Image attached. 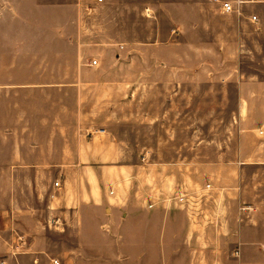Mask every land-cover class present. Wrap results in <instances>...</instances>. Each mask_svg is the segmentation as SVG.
Here are the masks:
<instances>
[{"label":"rangeland","instance_id":"rangeland-1","mask_svg":"<svg viewBox=\"0 0 264 264\" xmlns=\"http://www.w3.org/2000/svg\"><path fill=\"white\" fill-rule=\"evenodd\" d=\"M87 1L82 0L85 4ZM124 1L133 2L135 7L130 9L131 19L128 24L116 26V0H103L98 7L86 8L82 23L81 0H0V21L5 23L0 27V86L6 87L0 90V129L5 128L9 135L16 131L19 135H26L0 138V161H16L14 152L19 148L25 159L27 157L26 162L41 166L33 171L22 170L21 174L6 171L2 201L6 205L5 221L11 227L13 220L21 226V235H25L27 246L15 248L14 236L18 237L12 234L13 241L6 248H0V264H53V260L60 264H78L76 261H61L73 248L72 241L66 239L69 233L56 232L47 226L51 194L58 199H76L88 192L81 179H78L83 175L81 169L70 166L68 177L63 180L59 170L49 167L66 157L70 164L77 162L76 151L81 140L78 133L76 85L81 81V75L77 73L75 53L64 48L65 41L69 35H78L82 31L89 46L121 44L123 50L126 49L134 56L131 64L133 71L126 72V68L120 66L125 65L123 58L117 65L116 73L103 78L87 74L84 81L107 82L110 85L133 81L140 85L150 76H158H149L143 72L148 64L152 65L148 60L159 53L156 34L167 39L166 35L174 30V10H167L168 15L164 13L166 11L156 13L157 19L151 21L145 20L143 15V4L169 0H121ZM70 3L79 7L78 13L68 7ZM183 13H180L181 25L178 26L181 27L185 41L177 39L174 42L168 39L163 44L178 43L181 47H167L160 49V52L167 50L164 56L169 60L180 56L181 61L178 63L182 67L206 65L215 74L211 80H206L205 75L201 74L194 80L198 82L197 88L181 91V105L165 107L166 112L171 115L177 113L180 117H170L169 121L160 124L143 123L139 118L143 107L140 103L134 104V114L138 120L131 121V128L126 129L127 121L124 117L129 111L121 100L126 97L124 90L114 88L107 91L104 86L101 89L105 90L95 91L96 96L93 89L82 91L83 112L93 107V103H99L93 110L101 115L99 123L108 129L123 124L125 130L119 139L127 145L121 159L128 174L122 170L117 174L115 170L114 173L111 170L98 171V189L105 193L111 192V179L119 177L140 181L143 173L147 174L148 168L155 171L157 168H171L174 164L191 165L194 178H212L220 187L235 191L240 196L241 202L232 204L233 210H237L238 204L251 207L252 210L243 219L242 236L246 242L254 245L243 253L242 262L264 264V253L258 250L259 244L264 243V165H240L238 143L241 132H250L264 120V102L254 104V95L261 93L259 89L245 88L240 91L237 88L239 81L264 79V3L248 6L244 18L216 16L215 25L209 33H205L203 27L204 31L195 34L191 41L190 30L186 25L188 17ZM251 14L257 16L255 24L247 22L246 18ZM94 38L99 41L91 42ZM207 38L212 41L214 49L200 50ZM114 39L115 42L111 41ZM195 44H198V50H194ZM153 80L157 81L156 78ZM139 85L135 87L134 93L137 98H142L144 93L146 97L152 94L150 97L164 101L170 94L168 90L155 87L145 91ZM241 97L248 101L247 107H240ZM150 108L153 113L159 114L164 107L154 105ZM240 108L242 113L247 108L248 113L242 121L239 118ZM116 112L119 118H110ZM62 124L67 131L65 136L50 138V132ZM52 141L56 146L63 143L69 147V154L51 153L47 143ZM147 145L151 146L153 152L146 154L147 164H144L142 158L147 151L143 152V147ZM252 145L251 138H247L245 150ZM36 146L41 149L37 153L32 152ZM101 156L107 158L109 155ZM58 180L60 188L55 190L53 185ZM57 205L55 203L54 207ZM254 211L256 215H252ZM11 233L10 230L8 241ZM231 252L232 248H228L224 250L226 255L223 256L227 259ZM220 262L233 264L230 259ZM84 264L107 263L84 261ZM148 264H153V261Z\"/></svg>","mask_w":264,"mask_h":264},{"label":"crops","instance_id":"crops-1","mask_svg":"<svg viewBox=\"0 0 264 264\" xmlns=\"http://www.w3.org/2000/svg\"><path fill=\"white\" fill-rule=\"evenodd\" d=\"M221 1L228 2L235 8L238 7L239 13H223ZM237 2H240V4L237 5ZM101 3H97L96 0H88L86 5L81 0V23L84 10L98 7ZM116 3L115 25H127L131 19L130 9L135 5L133 2H121V0H116ZM262 3H264V0H202L201 2L196 0H169L143 4V15L147 21L157 19L156 13L162 11H166L164 13L167 14V10H174L175 13L173 17L174 24L171 22L174 30H171L170 35H166L167 39H164L159 33L156 34L155 42H157L156 48L159 53L148 60L151 61L152 65L148 64L147 67L143 68V72L148 73L149 76L152 74L158 76H148L149 78L142 81L140 85L133 81L111 85L107 82L84 81L87 74H96L99 78H103L116 73L117 65L122 62L123 58L125 65L120 66L125 67L126 72L133 71L131 64L134 56L126 49L123 50L121 44H94L89 46L90 44H87L82 31L78 35H69L64 48L74 51L75 64L78 63L77 73L81 75V81L76 84L80 147L76 151L77 162L74 161L70 164L66 157L65 160L62 158L61 161L51 164L49 167L59 170V176L63 180L67 179V171L70 166L81 169L83 175L78 179H81V183L87 187L88 192L76 199H58L54 194L50 196V206L48 207L50 218L47 226L56 232L63 233L66 231L69 233V238L66 239L72 241L73 244L72 250L61 261H76L78 264L80 261L81 264H84V261H100L101 263L104 261L107 264H148L149 261H153V264H217L218 261L221 264L220 261H229L230 259L233 264H243V253L247 249H251L254 243L246 242L242 236L244 230L242 223L246 213H241L239 208L244 205L238 204L237 210L232 208V204L236 201L241 202L240 196L236 195L235 191H228L226 188L220 187L217 185V181L212 178H194L192 174L194 168H190L191 165L174 164L171 168H157L155 171L148 168L147 174L143 173L140 181L137 179L127 180L128 177L122 179L118 176L119 178L111 179V192L105 193L100 188L98 189V179L96 177L98 171L111 170L114 173L113 170H115L117 174L118 171L122 170L125 171V174H128L127 167L121 159L127 145L119 139L121 132L125 130H123V124L112 129L102 126L99 123L101 115L93 111L99 103H93V107L85 109L83 112L81 102H83V90L93 89L96 96L95 91L105 90L101 88L106 86L107 91L114 88L125 91L126 97L121 100L124 101L123 103L129 111L124 117V120L127 121V124H125L126 129L131 128V121L138 120L134 114V104L139 103L143 108L142 113L139 114L140 117L137 116L143 123L160 124L169 121L170 117L177 119L180 115L177 113L171 115L166 112L165 107L181 105V91L186 88H197L198 82L194 80L199 78L201 74L205 75L203 76L207 78L206 80H211L215 74L206 65L195 66L194 68L182 67L178 63V61H181L180 56L174 57V60H169L164 56L167 50L160 52V49L167 47H181V44L178 43L163 44L168 39H173L174 42L177 39L185 41V38H182L183 35H181L183 34L181 27L178 26V24L181 25L179 23L181 22L180 13L189 12V15L183 14L188 17L186 25L190 30L191 41L195 34H200L204 31V28L205 33H209L215 25L216 16H225L224 18L227 19L244 18L248 6ZM68 7L70 9L74 8L76 13L80 10L73 3L68 4ZM118 11H120V14ZM252 17L256 18L255 21L251 19ZM246 19L249 24H255L258 21L257 16L254 14ZM4 25L5 23L0 21V27ZM127 39L128 36H126L125 41ZM98 41L94 38L91 42ZM111 41L115 42L116 39ZM226 42L229 45V42ZM193 48L198 50V44H195ZM213 49L214 45L209 38L204 40V44L200 46V50ZM93 62L96 64L93 65ZM155 78L157 81L153 80ZM138 85L145 91H150L155 87L168 90L167 92L170 91V94L166 98L164 97V101L150 97L152 94L146 97L144 93L142 98H137L134 97V93L135 87ZM5 88L4 85L0 86V90ZM237 88L240 91L245 88L259 89L261 93L260 95H254V104L258 105L260 102H264V79L258 80L255 78L254 81H239ZM239 100L240 107L249 105L246 99L241 97ZM154 105L164 108L159 114H155L150 108ZM117 114V112L114 113L110 118H119ZM247 116V108L243 113L242 110L240 111L239 118L241 121ZM257 118L256 114L255 119ZM254 128L249 130L248 133L241 132L239 135L240 165H264V120ZM66 132L63 124L58 125L50 132L49 137L63 138ZM22 133H25V131H22ZM11 134L9 135L5 128L0 129V138H6L7 135L26 136L19 135L18 131ZM247 138H251L253 145L250 149L245 150V140ZM47 146L50 147L51 153L68 155L70 152L69 147L63 143L61 146H56L52 141L47 143ZM35 148L32 149V152L37 153L41 149L38 146ZM145 151L150 155L153 149L150 145H147L146 148L143 147V152ZM14 153L16 154V161L11 163L0 161V248H6V245L13 241L12 234H14L18 237L14 236V247L21 249L27 246L24 241L25 235H21V226L13 220L11 227L9 222H7V225L5 221L7 217L6 205L2 202L5 194V175L7 170L21 174L22 170L33 171V169H39L41 166L26 162L27 157L25 159L19 148ZM222 153H224V150H222ZM103 154L109 156L105 158L101 156ZM143 163L147 164V162ZM178 196H184L183 202L179 203L176 200ZM54 202L56 205L58 204L55 207ZM149 205H152V207L149 208ZM15 210L13 209V211ZM255 212L252 215H256ZM55 220L58 223L52 226ZM10 230L13 233H11L10 241H8L7 236H9ZM228 248H232L233 252L226 259L223 255H226L224 250ZM258 250L264 253V243L259 244Z\"/></svg>","mask_w":264,"mask_h":264},{"label":"built area","instance_id":"built-area-1","mask_svg":"<svg viewBox=\"0 0 264 264\" xmlns=\"http://www.w3.org/2000/svg\"><path fill=\"white\" fill-rule=\"evenodd\" d=\"M102 1H103V0H96L97 3H101ZM210 1H216V0H210ZM239 4H240V2H237V5H239ZM221 9H222L223 13H225V14L239 13V9H238V7L235 8L234 6H232V5H231L230 3H228V2H222V1H221ZM251 19H252L253 21H255L256 18H255V17H252ZM92 64L95 65L96 63L93 62ZM146 154H147V153H145L144 157L142 158V162H145ZM53 187H54L55 190H59V188H60V183H59V182L54 183ZM183 199H184V196H181V197L178 196V197H176V200H177L179 203L183 202ZM148 207L151 208L152 205H149ZM251 210H252V209H251V207H249V206H243V207H240V208H239V211H240L241 213H249ZM54 222H55L56 224L58 223L57 220H55ZM236 254H237V253H236ZM53 264H59V262L56 261V260H53Z\"/></svg>","mask_w":264,"mask_h":264}]
</instances>
